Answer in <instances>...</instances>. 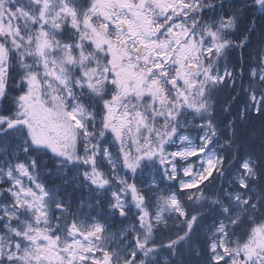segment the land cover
Listing matches in <instances>:
<instances>
[{
	"label": "snow or ice",
	"instance_id": "6c2138e0",
	"mask_svg": "<svg viewBox=\"0 0 264 264\" xmlns=\"http://www.w3.org/2000/svg\"><path fill=\"white\" fill-rule=\"evenodd\" d=\"M248 7L0 0V264H264Z\"/></svg>",
	"mask_w": 264,
	"mask_h": 264
},
{
	"label": "trees",
	"instance_id": "16d2710c",
	"mask_svg": "<svg viewBox=\"0 0 264 264\" xmlns=\"http://www.w3.org/2000/svg\"><path fill=\"white\" fill-rule=\"evenodd\" d=\"M236 4L239 6L241 3L248 5V10L244 13V21L241 25V28L247 27L253 18V16L259 17L260 13L257 9L251 7L252 0H235ZM261 21H257V31L253 33L252 43L249 45V48L246 51L253 50L257 43L259 42L261 35ZM235 92L229 93L228 90H223L220 92V102L224 103L225 97L229 95H235ZM242 107V99L238 100L233 105V114H235L238 109ZM219 115V113H218ZM231 119V117H229ZM241 133V138L245 142L246 149L249 151H254L257 156L260 155V145H261V122L258 118L250 117L246 121H241V127L239 129ZM187 259L192 260V264H196V258L192 256H187Z\"/></svg>",
	"mask_w": 264,
	"mask_h": 264
},
{
	"label": "rangeland",
	"instance_id": "374dc122",
	"mask_svg": "<svg viewBox=\"0 0 264 264\" xmlns=\"http://www.w3.org/2000/svg\"><path fill=\"white\" fill-rule=\"evenodd\" d=\"M195 133H193V135H194ZM145 179H147V177H145ZM55 182V181H54ZM76 196H80V195H84V196H87L88 194L87 193H81V192H77L76 194H75ZM210 222V221H209Z\"/></svg>",
	"mask_w": 264,
	"mask_h": 264
}]
</instances>
